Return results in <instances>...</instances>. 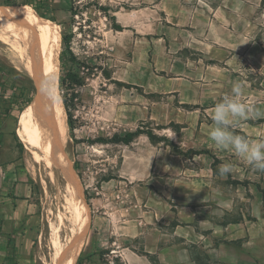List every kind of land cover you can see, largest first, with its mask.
Masks as SVG:
<instances>
[{
	"label": "rangeland",
	"instance_id": "374dc122",
	"mask_svg": "<svg viewBox=\"0 0 264 264\" xmlns=\"http://www.w3.org/2000/svg\"><path fill=\"white\" fill-rule=\"evenodd\" d=\"M28 1L40 0H0V7L32 14ZM164 1L50 0L59 23L50 34L70 39L60 88L75 129L67 115L62 155L88 204L81 264H124L122 255L128 264H264V173L209 136L211 109L239 80L254 112L233 131L264 137V0L248 2L254 55L229 72L224 94L202 86L195 30L172 28L175 0ZM2 38L0 264H47L56 244L74 239L60 227L67 182L34 162L17 134L22 91L32 84L17 47ZM136 131L130 144L113 142ZM223 163L234 165L227 177L218 172Z\"/></svg>",
	"mask_w": 264,
	"mask_h": 264
},
{
	"label": "bare ground",
	"instance_id": "6f19581e",
	"mask_svg": "<svg viewBox=\"0 0 264 264\" xmlns=\"http://www.w3.org/2000/svg\"><path fill=\"white\" fill-rule=\"evenodd\" d=\"M0 34L5 45L17 47L15 52L19 54L21 66L37 90L35 103L20 114L17 134L34 162L44 165L52 177L59 172L67 182L60 227L73 232L74 239L65 248L56 244L47 264H76L80 255L78 244L85 235L90 216L88 204L80 188L75 189L73 175L62 155L67 112L59 87V44L34 15L14 7H0Z\"/></svg>",
	"mask_w": 264,
	"mask_h": 264
},
{
	"label": "crops",
	"instance_id": "0c3cea01",
	"mask_svg": "<svg viewBox=\"0 0 264 264\" xmlns=\"http://www.w3.org/2000/svg\"><path fill=\"white\" fill-rule=\"evenodd\" d=\"M162 1L164 0L158 3L159 6L166 3ZM237 2L238 0H198L192 6H184L181 0H175V4L167 12L169 22L173 23L172 28L186 31L189 26L195 30L190 37L194 40L195 37L198 38L201 61L206 63L202 68V86L205 90L216 88L219 94L226 93L224 88L228 84L225 78L230 77L229 72L238 70V63L244 57L248 59L254 55L249 54V47H253L255 9L253 5H249V0L243 6H239ZM176 13L183 14L182 20L176 18ZM186 14H189L187 19ZM121 262L128 264L123 255Z\"/></svg>",
	"mask_w": 264,
	"mask_h": 264
},
{
	"label": "clouds",
	"instance_id": "9594fccd",
	"mask_svg": "<svg viewBox=\"0 0 264 264\" xmlns=\"http://www.w3.org/2000/svg\"><path fill=\"white\" fill-rule=\"evenodd\" d=\"M244 83L235 81L231 93L224 95L211 109V140L220 149H230L256 171L264 173V137L250 138L233 131L240 120H246L254 108L243 100ZM232 163L219 165L221 177H227L233 171Z\"/></svg>",
	"mask_w": 264,
	"mask_h": 264
},
{
	"label": "trees",
	"instance_id": "16d2710c",
	"mask_svg": "<svg viewBox=\"0 0 264 264\" xmlns=\"http://www.w3.org/2000/svg\"><path fill=\"white\" fill-rule=\"evenodd\" d=\"M50 0H40L39 1V5H36L35 3H33V1H28L26 3V5H29L28 9L29 11L32 13V15H34L39 21L42 22V24L49 30L52 32V30L56 27H58L59 23L58 21L55 20V17L53 15V12H52V9L49 7L50 5ZM4 5H14V4H9V3H5ZM2 7V6H1ZM10 7V6H8ZM40 15H38L37 13ZM57 42L58 43H61L63 42L64 46H65V51H63L61 53V56H60V63H61V78H60V82H61V85H63V73L65 71V68H66V62L64 60V57L65 55L67 54V52L69 53V43H70V39L69 37H67L66 35H61V37H58L57 38ZM6 68L5 65L1 64L0 63V74L3 73L4 69ZM31 84H32V87L28 93V95H25V91H22V96H27L26 97V101L24 102V105H23V110L24 108H26L31 102L33 105L36 101V95H37V90H36V87L33 83V81L31 79H29ZM60 82H59V87H60ZM64 99V105H65V108H66V112H67V115H68V125H69V128H70V131L73 133L74 132V123L72 121V114L70 113V105H69V102H68V99L66 97H63ZM22 110V111H23ZM21 111V112H22ZM141 134L140 131H136V132H133V133H128L126 134L125 136H122V137H119V136H116L114 141L115 143H124V144H130L134 141V139L136 137H138L139 135ZM148 137L153 140L154 137H152V135H149L148 134ZM77 169V168H76ZM2 228H1V223H0V232H1ZM8 245H10V241H8ZM77 264H81V258H79L76 262Z\"/></svg>",
	"mask_w": 264,
	"mask_h": 264
}]
</instances>
